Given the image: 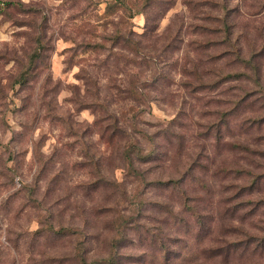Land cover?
Returning <instances> with one entry per match:
<instances>
[{
  "label": "rangeland",
  "instance_id": "rangeland-1",
  "mask_svg": "<svg viewBox=\"0 0 264 264\" xmlns=\"http://www.w3.org/2000/svg\"><path fill=\"white\" fill-rule=\"evenodd\" d=\"M110 2L0 0V264H264V0Z\"/></svg>",
  "mask_w": 264,
  "mask_h": 264
},
{
  "label": "trees",
  "instance_id": "trees-1",
  "mask_svg": "<svg viewBox=\"0 0 264 264\" xmlns=\"http://www.w3.org/2000/svg\"><path fill=\"white\" fill-rule=\"evenodd\" d=\"M122 0H111V2L110 3H108V5L106 6V11H111V10H113L114 9V7L116 6V4L117 3H120ZM5 5L7 6V7H13V6H15V5H18L19 7H21V4L20 3H17V4H13V3H5ZM222 22H223V27L225 28L224 30L225 31H223L224 32V34L227 36V34H228V26H227V24H226V22H225V19L224 20H222ZM227 30V31H226ZM40 46V49L42 48V42L41 41H39L38 42V47ZM40 49H38V50H36V52L37 51H39ZM34 53V55H33V57H32V60H31V62H32V64H33V62L35 61V60H38L39 58H40V56H39V53L37 52V53ZM238 58H240V57H238ZM248 64H250V63H247V65ZM23 76V79L25 78V74H23L22 75ZM135 146L136 145H128V147H126L125 148V150H124V152H123V158H124V160H125V162L126 163H128V165H129V167L130 168H133L132 166H133V163H132V159H131V157H130V155H131V152H132V150L133 149H135ZM166 185H167V183H166ZM204 219V218H203ZM113 225V224H112ZM113 228H114V231H115V235L117 234V231L115 230V227L113 226ZM61 232H63L62 230H59L57 233H61ZM69 232V231H68ZM66 233V231H64L63 232V234H65ZM114 240H112L111 241V245H112V248L111 249H117V244L116 243H114L113 242ZM176 243L174 242V241H171L167 246H165V248L164 249H162V248H160L159 249V251H161V252H169V250H170V254H172V256H174V250H173V247H174V245H175ZM262 244V243H261ZM262 246V245H261ZM178 248V247H177ZM181 249V248H180ZM74 257H73V260H74V262L76 263V264H118V261H119V259L117 258V253L116 252H114V253H111L108 257H106V258H103V257H101V258H98L97 260H94V261H91V260H88L87 258H86V256H84V253L81 255L80 253H79V251H77L76 250V252L74 253V255H73ZM171 256L169 255V254H166L165 255V257H164V260L166 261H168V260H171Z\"/></svg>",
  "mask_w": 264,
  "mask_h": 264
}]
</instances>
